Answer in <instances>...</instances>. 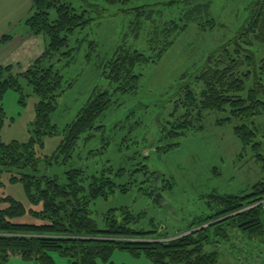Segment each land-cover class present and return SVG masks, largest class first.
<instances>
[{"label": "trees", "instance_id": "trees-1", "mask_svg": "<svg viewBox=\"0 0 264 264\" xmlns=\"http://www.w3.org/2000/svg\"><path fill=\"white\" fill-rule=\"evenodd\" d=\"M31 14L26 25L31 36L40 37L49 44L25 70L13 75V64L0 63V130L5 120L2 105L4 94L9 89L21 93L20 76L32 86L36 102V120L30 128L27 142L14 140L0 142V188L2 178L9 175L11 183H22L29 201L40 205V209H26L25 205L10 195L0 194V263L5 264L11 256H21L25 261L38 264H57L51 252L66 257L69 264H98V260L109 261L119 249L136 256L144 253L156 264H218L219 253L208 252L206 246L229 239L233 230L249 236L264 234V180H259L251 191L243 194H212L209 206L211 213L195 217L188 226L167 234L164 229H137L135 224L143 215H134L122 210V219H117L114 210L105 214V227L100 228L92 217L91 204L99 198H108L115 192V181L102 173L87 177L84 170L71 169L66 172V182L59 177L40 172V164L66 163L82 135L91 138L98 118L110 107V91H96L81 108L73 122L60 130L53 124L51 115L57 107L58 98L66 91L63 76L53 64L44 60L52 58L68 45L69 35L84 28L95 17L88 16V9L78 12L70 1L31 0ZM109 4L129 3L135 0H105ZM186 4L176 18H168L160 4ZM100 13L104 8L99 4ZM56 9L57 18L51 20V10ZM132 21L136 36L146 34L153 56L131 46H119L105 64L106 77L115 85V91L128 92L138 87L141 74L137 66L161 58L176 42L178 36L192 24L201 29L214 28L216 20L211 16V0H168L146 2ZM103 17V13L100 15ZM49 38V39H48ZM13 39L6 34L2 42ZM256 44L264 45V0H256L249 7L245 21L231 39L219 49L211 52V60L202 65L193 76L202 88L185 82L179 91L176 105L183 110L172 123L168 135L179 138L190 130L204 129L207 112L226 113L219 118V125L232 124L233 132L246 147L253 143L257 160L264 162L260 153L261 142H257L259 128L254 118L264 115V58L259 59L252 49ZM71 86V83H69ZM62 134L63 139L52 156H41L38 147L44 146L47 136ZM179 143H177L178 145ZM173 144L164 147L168 151ZM109 169V168H108ZM112 172V168L108 170ZM156 172L151 171L152 185H156ZM89 178V186L84 182ZM149 180H144L143 183ZM128 187L123 186L122 191ZM158 189L147 192L155 195ZM30 215L34 221H19ZM37 219V220H36ZM215 222V223H214ZM131 223H133L131 225ZM205 228L198 229L206 224ZM198 229L191 232L192 230Z\"/></svg>", "mask_w": 264, "mask_h": 264}, {"label": "rangeland", "instance_id": "rangeland-1", "mask_svg": "<svg viewBox=\"0 0 264 264\" xmlns=\"http://www.w3.org/2000/svg\"><path fill=\"white\" fill-rule=\"evenodd\" d=\"M15 1L18 8L26 6L24 11L27 10L25 18L14 24L13 33L17 34L26 27L32 2ZM64 1H70L78 12L88 9V16L95 18L70 34L68 45L60 52L44 60L45 65L53 64L60 72L66 86L51 120L60 130L64 129L75 120L96 91H110L112 103L96 121V128L89 133L91 138L88 139L86 134L81 136L68 162L50 165L42 161L39 173L59 177L62 183L66 182V172L71 169L84 170L87 177L102 173L111 177L117 185L115 192L91 204L92 217L100 228L105 227L107 212L114 210L117 219H122V210L126 209L134 215H143L135 224L131 223L133 227L151 230L160 226L172 235L185 229L193 218L211 213L208 202L212 194L248 193L254 183L264 180V162L257 160L253 143L245 147L234 134L232 124L216 123L217 119L226 117V113L207 112L204 129L190 130L176 139L168 135L176 116L183 110L176 105L180 87L187 82L198 91L202 88L193 76L209 58L211 60L212 51L236 35L248 16L249 7L256 0H211V16L216 20V26L201 29L192 24L161 58L137 66L136 73L141 74L138 87L128 92L114 90L115 85L106 77L105 64L121 45L131 46L150 56L155 52L150 49L146 34L138 37L133 31L132 21L138 10L126 9L146 2L168 0H135L117 4L105 0ZM92 4L104 8L103 17H100L102 13L98 7ZM185 7L184 3L158 5L167 12L168 18L178 17ZM50 17L51 20L57 18L56 9L51 10ZM252 49L259 59L264 58L263 44H256ZM40 51L39 48L29 50L26 60L17 55L11 73L16 75L27 69L34 62L27 60L36 59L43 52ZM20 82L25 97L23 102L21 93L14 89L4 94L5 120L0 130V142H27L30 139L38 97L24 76H20ZM253 122L259 128L256 141L261 142L260 153L264 155V115L254 118ZM62 139V134L47 136L43 148L38 147L39 154L52 156ZM171 144L173 147L164 151L163 148ZM111 168L112 172H109ZM151 171L157 173L156 185L150 181ZM147 179L149 181L143 183ZM2 181L4 186L0 188V194L13 196L27 210L41 208V204L36 206L29 201L22 183H11L8 174ZM84 184L89 186V178ZM123 186L128 190L122 191ZM154 189H158L155 195L147 194ZM19 221H34V218L27 214ZM206 250L219 253L218 264H264V234L251 237L236 229L231 231L229 239L209 244ZM51 255L57 264H69L68 258L57 252H51ZM5 264L38 263L15 255ZM98 264L156 263L144 253L136 256L117 249L109 261L98 260Z\"/></svg>", "mask_w": 264, "mask_h": 264}, {"label": "crops", "instance_id": "crops-1", "mask_svg": "<svg viewBox=\"0 0 264 264\" xmlns=\"http://www.w3.org/2000/svg\"><path fill=\"white\" fill-rule=\"evenodd\" d=\"M32 2V1H31ZM26 8L17 7L15 0H0V63L13 64V60L17 55L19 58L26 60L28 58L29 50L40 49L42 51L46 40L38 37H31L28 26L22 27L19 33H13L14 24L25 18ZM18 12V14H17ZM28 14V13H27ZM27 16V15H26ZM17 17H19L17 19ZM21 25V24H20ZM16 31V29H15ZM11 34L13 39L8 42H2L3 36ZM21 36H24L23 38ZM40 51V52H41ZM18 53V54H17ZM39 56V55H38ZM34 59L29 58L27 62H32Z\"/></svg>", "mask_w": 264, "mask_h": 264}, {"label": "water", "instance_id": "water-1", "mask_svg": "<svg viewBox=\"0 0 264 264\" xmlns=\"http://www.w3.org/2000/svg\"><path fill=\"white\" fill-rule=\"evenodd\" d=\"M209 60H210V58H209ZM214 223H215V222H214ZM211 224H213V223L206 224V225H204V226H202V227H200V228H198V229L205 228V227H207V226H209V225H211ZM198 229L192 230L191 232L196 231V230H198Z\"/></svg>", "mask_w": 264, "mask_h": 264}, {"label": "built area", "instance_id": "built-area-1", "mask_svg": "<svg viewBox=\"0 0 264 264\" xmlns=\"http://www.w3.org/2000/svg\"><path fill=\"white\" fill-rule=\"evenodd\" d=\"M264 204V203H263ZM264 206V205H263Z\"/></svg>", "mask_w": 264, "mask_h": 264}]
</instances>
